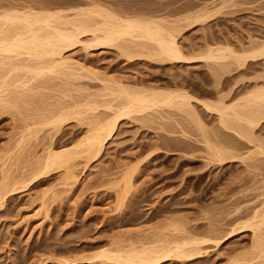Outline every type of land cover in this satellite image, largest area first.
<instances>
[{
  "label": "rangeland",
  "instance_id": "374dc122",
  "mask_svg": "<svg viewBox=\"0 0 264 264\" xmlns=\"http://www.w3.org/2000/svg\"><path fill=\"white\" fill-rule=\"evenodd\" d=\"M94 9L175 25L187 57L208 46L241 53L264 44V0H0L1 14L54 12L71 19L78 11L81 19ZM88 37L62 53L80 67L71 74L30 79L15 72L0 79L1 85L18 80L0 94V264H123L98 254L190 238L207 241L198 257L159 264H264L253 253L250 227L258 224L256 212H264V123L250 140L226 130L217 113L196 101L202 125L174 108L131 114L118 121L100 153L73 160L75 179L66 168L35 177L48 149L72 146L93 124L111 118L107 107L119 101L110 88L120 83L139 91L178 88L225 106L264 83V59L243 68L232 60L161 62L135 56L133 47H94ZM11 92L32 96L30 107L21 102L12 108ZM23 174L24 182L2 199L3 182ZM258 228L264 241V223Z\"/></svg>",
  "mask_w": 264,
  "mask_h": 264
},
{
  "label": "bare ground",
  "instance_id": "6f19581e",
  "mask_svg": "<svg viewBox=\"0 0 264 264\" xmlns=\"http://www.w3.org/2000/svg\"><path fill=\"white\" fill-rule=\"evenodd\" d=\"M52 13L54 12L0 13V79L1 77H7L15 72L17 74L24 72L25 76L31 75V78L29 76L30 79H42V77L46 75L54 73L59 74V72L71 74V70L75 71L79 66L77 64L68 63V61L62 57V53L71 45L73 46L75 43L79 42L80 37L86 34L90 35L91 38H88L94 47L117 46L123 50L133 47L132 49L135 51L139 50V52L137 51L138 53L136 52L135 56L138 55L145 56L146 58H156V60H161V62H188V60L192 61L193 59H198L206 61L207 63L215 62V64H217L222 62V64H225L227 60H232V62H234L233 65L237 64L239 67L242 65L245 66L248 62H250L248 63V65H250L253 62L264 59V44L262 43L261 45H256L251 49H248L250 46L248 48L245 47L247 50L243 48L244 50H242L241 53L235 52L236 50L233 51L232 48H223L224 46H216L217 48L208 46L206 50L204 49L205 51L203 50V52L199 53L197 56H195V53H192L193 57H187L177 41V35L180 31L174 27L175 25L169 26L166 24L168 23L167 21H163L161 19L156 20L155 17H121L120 15L106 10L103 11L101 9H94L92 12H89L88 16L85 15V18L81 19L79 18V15H83V13L78 11L75 13L74 18L71 17V19L65 16L63 17L61 14ZM89 46H91V44ZM129 51L133 52L131 49ZM129 51L128 53L131 55ZM135 51L133 53H135ZM222 64H218L222 69L228 65L226 64V66H223ZM230 66L232 67V63L226 67V71ZM238 67H235L236 69L232 70H239L237 69ZM68 69H70V71ZM249 69L250 68H248V70ZM65 70H67L68 73ZM215 77L217 78V76ZM12 78L10 81H4L2 85L0 84V94L1 92L7 91L11 85L18 82V80L14 79V76ZM27 78L26 81L30 82ZM258 80L259 79H257V82ZM23 83L22 86H27V82ZM216 83L217 85L219 84L217 81ZM213 85L215 87V83ZM249 85H251V83H249ZM256 86L257 88L253 90V86L251 85L250 88L253 91H249L250 93L247 94V96L245 95V97L239 102L237 101L236 105L225 106L226 103L224 104V102H217L219 104L212 105V103L198 99L190 95L185 90L178 88L165 89V87H155L154 89H142L139 91L121 86L120 83L113 88L115 89L114 91L110 88V91H112L111 93H113L112 96L116 93L114 95L116 96L115 99H118L119 101L117 102L118 105L114 106L115 108L113 106L107 107L112 110V116H110L111 118L108 119V121H104V123L96 122L93 124L95 126L89 128L90 131H88V135L84 139L78 140V142L74 145L71 144L72 146L64 147L59 150L51 148L48 149V151L46 150V155L44 154L45 156L41 158L42 160L39 164H37L38 166H35L36 168L34 167L35 169L33 173L36 174V177L39 176V174L48 175V173L54 169L66 168V170L69 169V172L71 171L70 176H72L73 160L82 154L88 155L89 157L90 154L96 155L100 153L104 147L107 137L112 134L118 121L121 118L127 116L130 117L131 114H140L147 111L154 112L156 109L174 108L181 112L183 111V113L185 112L189 114V116L191 115V117H189L190 119L193 120L195 118L198 120L197 122H199V115L197 110L192 105V101H196L201 104L208 112L217 113L219 115V123L226 130L229 129L236 132L243 138L250 137V140H252V136H254L252 131L260 123H264V83L259 85L255 84L254 87ZM217 89L219 88L217 87ZM21 102L28 105L27 103L33 102L32 96L25 95L21 97L14 93L8 95V103L10 106L13 105L16 108V106L18 107ZM13 106L11 107L13 108ZM26 107L29 108L30 106L28 105ZM91 108L87 110L90 111ZM92 109L94 111L95 108L93 107ZM199 123L202 125L201 122ZM55 124L57 125V123ZM56 127H59V125ZM262 147L264 148V146L259 148L262 153H264V149ZM85 157L87 158V156ZM25 176L23 174L19 178L16 177L17 179L14 178L11 184H9V181L8 184L4 181L6 183L3 182L1 185L3 189L2 199L6 195V190L9 187L15 189L20 183L24 182L26 179ZM67 176H69V174ZM74 176L75 175L73 174L72 178H74ZM130 176L131 175H129V178L125 177L126 179L125 181L123 179V182L127 183L128 179L131 180ZM11 177L12 176H10V178ZM6 178L7 180L9 178L7 174ZM129 182L130 181H128V183ZM7 192L9 191L7 190ZM263 213L261 215V213L259 214L256 212L254 215L253 219L258 220L260 218V221L258 220V224L253 226L250 223V227L254 232V245L256 250L253 253H256V255H259L260 257H264V241H262V235L258 233L257 230L259 229L258 226L260 227V225L264 223ZM204 242L207 241H204V239L198 240V238H190L189 240L184 239V241L173 240V242L171 241L159 246L155 245V247L154 245L149 248L140 247L141 249H138L137 247L136 249L128 248L127 250L124 248V250L123 248L117 247L111 250L109 249L110 251H101L98 256H101L102 258L104 257L106 260L108 259L110 261L123 264L128 262L135 264H159L160 262L167 261L171 258L192 260L201 254L199 246H201Z\"/></svg>",
  "mask_w": 264,
  "mask_h": 264
}]
</instances>
